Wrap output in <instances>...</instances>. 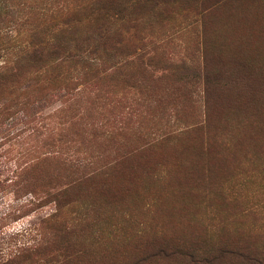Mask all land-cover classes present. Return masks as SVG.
I'll return each mask as SVG.
<instances>
[{"label":"rangeland","instance_id":"rangeland-1","mask_svg":"<svg viewBox=\"0 0 264 264\" xmlns=\"http://www.w3.org/2000/svg\"><path fill=\"white\" fill-rule=\"evenodd\" d=\"M65 29L105 72L29 110L0 87V264H264V0H0V68ZM69 148L100 171L65 193Z\"/></svg>","mask_w":264,"mask_h":264},{"label":"trees","instance_id":"trees-1","mask_svg":"<svg viewBox=\"0 0 264 264\" xmlns=\"http://www.w3.org/2000/svg\"><path fill=\"white\" fill-rule=\"evenodd\" d=\"M92 34L93 33L81 32L75 29L61 30L58 33L56 43L43 42L40 45H32L24 48V50L17 53L18 55L16 54L17 56L16 60H13L14 62H7L4 64L0 68V87L6 84L9 95L12 97L11 107L19 106L22 110H29L37 103L44 104V106L50 105L51 102L58 99L62 90H68L67 93H70V91L75 88L74 78L70 76V70H76L77 67H81L84 71L82 78L84 80L87 79V75L90 73H95L96 75L100 72H105V70L99 67V64L103 56H108V53L105 47L100 48L89 45L90 43L88 42L92 39ZM98 36L99 39L102 38L100 34H98ZM70 40L77 41L78 43L74 42V44H72L69 42ZM93 70H96V72H92ZM28 76L32 77L33 82L29 83L26 88L23 89L33 88L37 98L33 94L24 93L22 89L24 82L30 78ZM89 99L88 96L86 103L89 102ZM68 120L64 125L61 124V126L66 127L70 122ZM80 129L87 132V124H82ZM63 131H66V128L43 125L35 126V128L32 129V134L44 137L43 143L45 148V145L49 144L45 142L47 140L54 142L60 137L58 140L61 141L64 137ZM102 134L104 135L106 132L103 131ZM53 154L54 153H52V155ZM54 155L55 156L51 158L57 163L56 165L64 169L65 172H68L63 175L64 179L61 182L65 193L72 188V185L76 183L83 184L91 175L100 171L97 170L96 167L90 169L91 164L87 161L83 162L78 160V155L74 150L72 151L71 148L66 149L64 152L60 149ZM34 161L26 165L23 168L24 170L22 169L23 171L19 173V177L15 181L16 185L22 184L25 180L33 184L34 178L40 180V177L35 175L33 179L25 177V173H27L29 169L35 167L36 163ZM57 180L58 178L54 182ZM53 189L54 187H51L48 192L51 194V197L56 198L59 205L61 201H64L63 198L60 197L63 191L53 194L51 193L55 191V189ZM66 201L68 200H65L64 203ZM24 249L28 252L31 248ZM11 262L17 264L16 260ZM20 263L23 264V261H20ZM48 263L51 262L48 261Z\"/></svg>","mask_w":264,"mask_h":264}]
</instances>
